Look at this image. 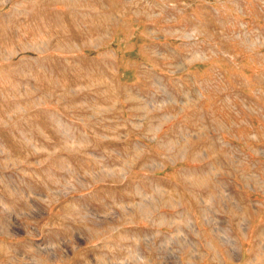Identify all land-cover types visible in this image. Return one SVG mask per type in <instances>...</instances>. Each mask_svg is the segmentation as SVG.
<instances>
[{"label":"rangeland","instance_id":"obj_1","mask_svg":"<svg viewBox=\"0 0 264 264\" xmlns=\"http://www.w3.org/2000/svg\"><path fill=\"white\" fill-rule=\"evenodd\" d=\"M0 264H264V0H0Z\"/></svg>","mask_w":264,"mask_h":264}]
</instances>
